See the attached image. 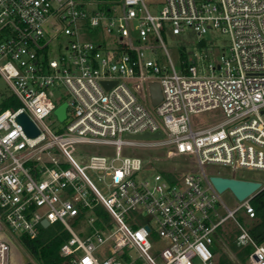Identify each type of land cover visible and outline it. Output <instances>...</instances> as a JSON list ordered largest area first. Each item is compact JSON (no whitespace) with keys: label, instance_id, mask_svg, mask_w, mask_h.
<instances>
[{"label":"built area","instance_id":"built-area-1","mask_svg":"<svg viewBox=\"0 0 264 264\" xmlns=\"http://www.w3.org/2000/svg\"><path fill=\"white\" fill-rule=\"evenodd\" d=\"M186 28L200 36L219 28L229 36L220 61L208 64L210 74L200 73L206 53L196 54L186 72L176 70L168 51L171 70L147 55L156 51L150 40L165 46L164 30ZM82 29L110 40H82ZM0 75L20 102L0 108V264H12V236L21 244L23 235L36 238L44 219L71 234L57 252L66 264H219L212 244L230 218L240 231L237 244L253 248L247 264H264V242L235 216L243 209L256 217L252 199L264 184L230 209L205 170L207 164L264 170V0H164L159 14L145 0H0ZM152 82L162 93L156 105ZM55 89L69 98L62 101ZM63 102L60 120L55 109ZM211 109L227 118L195 127L191 114ZM21 113L37 135L19 122ZM50 116L66 126L51 127ZM159 131L155 138L128 136ZM79 144L115 150L82 165L74 157ZM158 146H169L168 156H195L200 173L161 167L151 184L143 157L123 155L126 147ZM86 168L110 177L108 194ZM97 204L110 221L99 225L92 212L91 231L78 233L73 224ZM144 211L158 224L159 247ZM17 255L16 264L29 263L26 252Z\"/></svg>","mask_w":264,"mask_h":264},{"label":"rangeland","instance_id":"rangeland-1","mask_svg":"<svg viewBox=\"0 0 264 264\" xmlns=\"http://www.w3.org/2000/svg\"><path fill=\"white\" fill-rule=\"evenodd\" d=\"M153 14H159L160 10L163 7L164 0H145ZM80 36L82 40H93L96 42L106 41L109 42L110 37L101 32L89 31L87 29L80 30ZM65 42H68L69 37L65 36ZM204 40V45H199L200 40ZM162 40H150V44L156 46V51L146 50L147 55L150 58L158 60L162 65H165L171 70L170 60L167 54V51L170 55V58L174 64V67L178 72L181 71V51L185 50L188 54V57L191 59L197 54L200 56L202 53H206L208 57L203 59L202 74H210L211 71L208 68L210 62H219L221 55L224 51L228 50L229 47V36L224 33L219 28L209 29L208 32L202 36L198 35L192 28H186L185 31L181 34H173L171 30L166 29L162 32ZM166 47V48H165ZM52 48H56V42L52 43ZM217 74L220 71L216 72ZM55 93L58 96L62 97V101L69 98V95L65 91H59L55 89ZM12 94V90L8 82L0 75V108L3 102V99ZM192 121L194 126H211L217 123L224 121L227 116L222 109H211L204 112L192 113ZM47 122L50 123L53 128H64L66 122H61L59 119L54 116L47 118ZM169 146H158V147H126L124 149L123 155H140L146 162V170L143 172V175L150 180V183H154V175L158 172L161 167H166V170H171L176 173H182L184 171L192 170L194 172L200 173L198 166L196 165V158L192 155H171L168 156L167 149ZM115 148L107 145H87L79 144L77 145V151L74 152V157L80 164H87L89 157L93 154H105L111 155L114 154ZM151 161L150 163L147 161ZM153 165V167H152ZM205 170L208 174H221L224 176H235L237 178H244L250 180L260 181L264 184V170L262 169H248L245 167H240L237 170H234L231 166L222 165V164H207ZM86 173L104 194L109 193L108 184L110 182V177L107 175L103 176V171L95 170L92 168H86ZM220 197L222 201L230 208H236L241 201L238 200L235 195L229 190L226 189L223 192H220ZM219 206V205H218ZM225 209V208H224ZM223 210V209H222ZM92 209H88L84 217L77 223L73 224V227L78 233L86 235L91 231L90 225L87 222V218L91 216ZM144 217H141L145 221H148L152 225V234L151 239L154 241V247L161 246L163 240L158 236L157 229L158 224L155 220H150L148 214L144 211ZM241 224L245 227H248L250 219L247 217L243 209H240L235 214ZM70 220V219H69ZM116 228V225H114ZM238 230V226L234 222V219H228L224 225L218 230L219 237H215V240L212 244V249L215 252V261L220 262L223 258L232 261V263H240V260L237 256V250L233 248V241L235 231ZM19 235V233H17ZM12 236V235H11ZM14 243L12 264L17 263V252L21 251L28 255L29 263L26 264H40L37 262L31 254L23 247V245L17 241V236H12ZM16 248V250H15ZM18 250V251H17ZM17 251V252H16ZM17 255V256H16ZM243 264V263H242ZM244 264H247L244 263Z\"/></svg>","mask_w":264,"mask_h":264},{"label":"trees","instance_id":"trees-1","mask_svg":"<svg viewBox=\"0 0 264 264\" xmlns=\"http://www.w3.org/2000/svg\"><path fill=\"white\" fill-rule=\"evenodd\" d=\"M199 45H204V40L201 39ZM193 62V58L188 57L185 50L181 51V71L186 72L188 66ZM20 105V102L15 98L13 94L3 99L1 107L3 109L12 107L16 108ZM169 177L170 175L167 174ZM252 204L256 209V217L250 220L248 228L252 236L258 243L264 242V189L259 191L252 199ZM93 213L97 219L99 225L102 224V220L110 221V214L104 208L102 204H97ZM240 233L239 230L235 231L233 248L237 250V256L241 263H246L248 255L252 251V246H239L237 244V236ZM71 236L70 232L64 228L61 223H55L48 227H41L39 235L30 239L27 236H22L23 247L31 254V256L40 264H66V260L57 257V252L61 244ZM214 251V250H213ZM230 263L232 261L223 258L219 264Z\"/></svg>","mask_w":264,"mask_h":264},{"label":"water","instance_id":"water-1","mask_svg":"<svg viewBox=\"0 0 264 264\" xmlns=\"http://www.w3.org/2000/svg\"><path fill=\"white\" fill-rule=\"evenodd\" d=\"M103 83L106 86H110V82L104 81ZM150 96L153 105H156L161 100L162 93L158 82L151 83ZM66 108H67V103L63 102L55 109V113L58 115L60 120H64L66 118ZM18 120L30 135L35 136L38 134L39 130L37 126L34 124V122L29 118V116L26 113H21L18 116ZM128 136H131L133 138H155L162 136V132L159 131L155 134L144 133V134L128 135ZM209 178L218 192H223L226 189H229L235 195V197L240 201H243L250 194H252L255 191H258L259 188L261 187L260 181L237 178L235 176L211 174ZM42 224L44 227H47L49 225V221L47 219H44L42 221Z\"/></svg>","mask_w":264,"mask_h":264},{"label":"crops","instance_id":"crops-1","mask_svg":"<svg viewBox=\"0 0 264 264\" xmlns=\"http://www.w3.org/2000/svg\"><path fill=\"white\" fill-rule=\"evenodd\" d=\"M216 237H219V234L217 233Z\"/></svg>","mask_w":264,"mask_h":264}]
</instances>
